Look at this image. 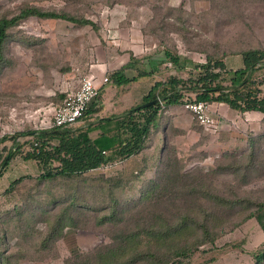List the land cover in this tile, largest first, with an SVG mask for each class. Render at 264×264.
<instances>
[{
  "label": "trees",
  "instance_id": "trees-1",
  "mask_svg": "<svg viewBox=\"0 0 264 264\" xmlns=\"http://www.w3.org/2000/svg\"><path fill=\"white\" fill-rule=\"evenodd\" d=\"M29 18L64 21L97 29L96 23L86 17L29 3L21 7L16 15L0 19V75L6 61L5 45L9 31ZM147 28L150 34L161 37L155 28ZM186 33V39L183 32L179 33L182 36V40L177 41L179 45L172 38L171 41L168 38L171 44L162 40L166 44L161 43L166 52L174 56L169 55L170 59H174L172 63L179 69L193 63L181 58V47L189 55L199 54L204 61L193 64L187 79L169 77L165 82H157L141 103L159 100L156 105L122 117L100 119L95 124L88 121L78 129L31 131L27 134L33 136L32 140L24 144H19L17 138L26 133L0 139V179L17 156L25 161H36L42 171L35 177H21L0 194V245L5 240L2 228H5L3 221L7 218V205L13 200L11 191L23 180L34 178L41 182L55 179L79 182L66 192L42 193L43 204H38L34 215L47 221L54 217L56 222L48 228L45 241L63 238L66 228H75L85 213L94 215L96 226H111L110 243L86 254L75 251L65 264H190L192 255L201 246L208 243L214 245L220 236L229 231L223 227L228 222L236 227L241 223L249 224L264 234V203L254 204L245 200L248 206L243 210L247 213L240 221H234L226 211L232 212L235 208H238L236 212L242 211V206L237 205L240 195L235 191L236 181L228 183L225 192L220 183L215 182L221 175H235L236 180L242 182L247 180L251 168H255V151L249 149V162L244 164L242 157L237 156L244 152L237 151L241 146L234 141L230 143L229 138L222 141L224 135L217 136L213 147L212 144L204 145L209 148L202 149L206 158L212 159L208 170L185 173L183 164L182 168L179 165L182 162L177 158L179 153L170 144V136L178 134L179 139L185 141L192 133L194 140L189 146L193 147L195 143L199 144L202 137L212 142L210 136L217 134L203 125L196 130L179 128L167 116L170 108L184 105L186 94L192 96L189 99L193 102L223 103L240 113L259 112L264 116V94L257 79V72L264 68V50L250 48L226 52L215 47H198L197 44L205 43V39L194 31L187 30ZM187 42L195 45L190 46ZM237 54L244 56L246 68L235 72L226 70L223 58ZM136 61L131 56L130 63L111 74L109 81L124 85L140 75H147L137 71L139 75L128 77L124 73L125 69L134 68L132 65ZM64 70L69 71L70 67ZM55 96L53 100L58 101V107L67 97L64 93H56ZM100 98L101 89L99 97L90 103L82 120L101 111ZM97 130L96 136H92ZM258 136L264 137V133L251 137V142H255ZM8 139L13 141V147L4 156L5 149L1 146ZM134 140H138V145L130 152L128 146ZM12 150L14 153L7 161ZM115 165L127 168L113 177L103 175L92 178L97 170ZM119 188L125 194L124 199L117 194ZM260 250L253 254L251 264H264V245ZM0 264H3L1 256Z\"/></svg>",
  "mask_w": 264,
  "mask_h": 264
},
{
  "label": "rangeland",
  "instance_id": "rangeland-1",
  "mask_svg": "<svg viewBox=\"0 0 264 264\" xmlns=\"http://www.w3.org/2000/svg\"><path fill=\"white\" fill-rule=\"evenodd\" d=\"M29 3L76 17H86L96 23L97 29L64 21L29 18L9 31L5 45L6 61L0 75V139L26 133L17 138L19 144L32 140L33 136L27 134L31 131L48 130L46 125L58 107V101L53 100V97H56V93H63L61 88L56 91V87H61L65 84L63 81L67 82L79 75L80 84L82 78L87 77V69L103 60L107 48L112 47L122 54L128 42L127 33L131 41L135 36H142L147 48H157L161 52L167 51L162 40H182L180 32H183L186 39L187 30L194 31L205 39V43L197 44L198 47H215L226 52L250 48L264 50V0H0V19L16 15L21 7ZM147 27L155 28L161 37L150 34ZM170 41L168 43L171 44ZM197 41L193 42L200 43ZM195 43L188 44L194 46ZM177 44L179 45L178 42ZM179 52L184 53V48L181 47ZM66 67H70V70H64ZM188 71L176 70L172 76L187 79ZM68 73L66 79H61ZM135 75H139L138 72L128 70V77ZM262 75L257 79L264 94V74ZM139 77L141 83H144L143 79L146 78L141 75ZM53 90L55 94L51 96ZM136 104L140 103H133ZM229 109L218 103L210 104L208 114L217 123L215 128H209L217 134L209 135L212 142L202 137L199 144L189 146L194 140V135L190 133L185 141H181L178 134H172L170 144L179 153L176 156L182 161L179 165L182 168L183 164L185 173L208 170L212 159H207L202 151L209 148L204 145L212 144L213 147L217 136L224 135L222 141L228 138L238 140L241 147L237 151L244 152L237 156L242 157L244 164L249 162V149L255 151V168H251L247 180L238 181L235 175L229 176L230 178L221 175L215 180L220 183L224 192L228 183L236 181L235 191L240 195L237 205L242 206V211L236 212L238 208H235L232 212H226L232 215L230 218L234 221H240L247 213L243 210L248 206L245 200L254 204L264 203V137L258 136L255 142L250 140L251 137L264 133V120ZM167 116L179 128H201L197 116L186 109L185 105L169 112ZM84 124L85 122L71 128L76 129ZM96 134L92 133V136ZM137 145L138 140L132 141L128 151H133ZM12 147L13 141L8 139L1 146V149H5L4 156ZM16 158V161L23 163L20 156ZM125 165L101 168L93 173L92 178L103 175L113 177L125 171L128 167ZM32 169L36 171L35 166ZM39 170L31 176H38L42 172L40 167ZM27 176L30 175L20 176L18 179ZM78 183L77 180L66 179L41 182L34 178L23 180L13 188L10 195L13 200L7 205V218L3 221L5 228H2L5 234V240L0 245L3 264H65L75 251L86 254L110 243L111 226H96L94 215L86 213L81 216L75 228H66L63 238L45 241L48 228L56 222L54 217L47 221L44 217L41 219L39 215H34L39 208L38 204L42 203V193L66 192ZM117 194L124 199L125 194L120 188ZM91 217L93 219L89 221ZM248 226L249 224L241 223L236 227L228 222L223 227L229 231L220 236L214 245L208 243L201 246L192 255L190 264H251L254 261L253 254L261 251L264 245V234L255 227Z\"/></svg>",
  "mask_w": 264,
  "mask_h": 264
},
{
  "label": "crops",
  "instance_id": "crops-1",
  "mask_svg": "<svg viewBox=\"0 0 264 264\" xmlns=\"http://www.w3.org/2000/svg\"><path fill=\"white\" fill-rule=\"evenodd\" d=\"M126 36L128 42L126 44L124 51L123 52L120 51L122 52V54H119L118 50L115 51V49L112 47L107 48V50L104 51L103 60H101L97 64L91 65L90 68L87 69L88 71L86 75L93 77L96 81V84L101 88V98L98 102L101 111L91 116L88 119L81 120L77 124L84 122L86 124L88 123V121L95 124L98 123L100 119L122 117L125 114H127L130 110H132L133 107L140 106L143 99L149 94V92L157 82H165L167 76L168 78L176 77V76H172L173 73L176 72V70L180 72H182L183 70L191 71L193 64H201L204 61L203 57L200 56L199 54L189 55L188 53L185 52L184 53L179 52L181 58L183 59L187 58L188 60L193 62V63H188L185 65L184 68L179 69L175 63H172L174 59L173 58L170 59L169 55L171 53L166 51L161 52L157 50V48L154 50L147 48L143 43L142 36L141 38L135 36L133 37L132 41L128 33L126 34ZM131 56H133L137 61L134 62V64L132 65L134 68L132 69L127 68L125 69L124 73L127 75L128 70H131L133 72L139 71L142 74L147 73V75L143 76V78H146L143 79L145 80L144 83H141V78L139 77L135 81L124 85H116L114 83L110 85V81L107 84H103V78L104 77L110 78L111 74H113L116 71H119L120 69H122V67L127 66L131 61ZM223 62L225 65V69L228 71L235 72L246 68V63L243 55H239V54L229 55L223 58ZM169 63L173 64V69L172 67L170 68L168 66ZM187 66H189V68ZM171 69L173 72H171ZM72 70H74V68ZM262 74H264V68L261 69L259 72H257V77L261 76ZM67 75L69 76V73L64 74L61 79H66L68 77ZM79 80H80V75L78 77H73L70 80L68 79L67 82L63 81V83L65 84L62 85L63 83H61L62 85L61 87L57 86L56 91L59 90V88H61L63 90L62 92L67 96L69 93L74 92L78 89L80 85ZM54 94L55 91L53 90L51 96H53ZM134 102H139L140 104L133 105ZM218 104L230 108L227 104H223V103H218ZM178 108L181 107L179 106V107L170 108L167 114L169 112L176 111ZM244 114H251L255 117H260L262 119L264 118V116L259 112H246L243 113V115ZM85 124L83 126H85ZM83 126H79L76 129L81 128ZM98 132L99 130L95 131L94 133H98ZM230 140H231L229 141L230 143L234 141L236 142L237 146H240L237 139L232 138ZM230 143L228 144V146H230ZM16 159L14 158V160L10 162L6 172L3 174L2 178L0 179V194L6 189L7 185L10 184V182H12L13 180L18 179L20 176H24L28 174L32 175L40 171L36 161L22 160L23 163H20L16 161ZM32 166L36 167V171L32 169Z\"/></svg>",
  "mask_w": 264,
  "mask_h": 264
},
{
  "label": "built area",
  "instance_id": "built-area-1",
  "mask_svg": "<svg viewBox=\"0 0 264 264\" xmlns=\"http://www.w3.org/2000/svg\"><path fill=\"white\" fill-rule=\"evenodd\" d=\"M168 66L171 68L173 64L169 63ZM108 82L109 78L104 77L103 84H107ZM100 89V86L96 84L93 77L87 76L82 78L78 89L69 93L63 104L55 108L51 120L46 125V129H66L79 123L90 103L99 97ZM189 97L192 98L190 94H186L184 99L186 109L191 110L197 116L199 123L204 127L215 128L217 124L216 120L208 114L210 104L193 102L190 101ZM34 146H37V144Z\"/></svg>",
  "mask_w": 264,
  "mask_h": 264
},
{
  "label": "water",
  "instance_id": "water-1",
  "mask_svg": "<svg viewBox=\"0 0 264 264\" xmlns=\"http://www.w3.org/2000/svg\"><path fill=\"white\" fill-rule=\"evenodd\" d=\"M158 102H159V100H154V101H151V102H148V103L142 104V105H140V106H138V107H136V108L130 110L128 113L136 112V111H139V110H143V109H145V108H147V107H150V106L156 105ZM13 153H14V150H12V151L10 152V154L8 155V157H7V161L11 158V156L13 155Z\"/></svg>",
  "mask_w": 264,
  "mask_h": 264
}]
</instances>
